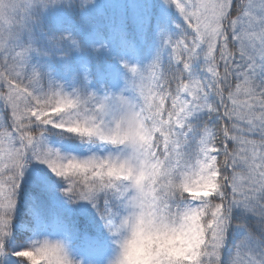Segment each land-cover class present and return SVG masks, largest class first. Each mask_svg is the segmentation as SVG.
Masks as SVG:
<instances>
[{
    "label": "snow or ice",
    "instance_id": "1",
    "mask_svg": "<svg viewBox=\"0 0 264 264\" xmlns=\"http://www.w3.org/2000/svg\"><path fill=\"white\" fill-rule=\"evenodd\" d=\"M60 2L0 0V264H74L59 241L25 243L38 194L61 191L114 236L131 209L193 220L181 264H264V0H169L181 35L124 65L132 97L29 70V11Z\"/></svg>",
    "mask_w": 264,
    "mask_h": 264
},
{
    "label": "trees",
    "instance_id": "2",
    "mask_svg": "<svg viewBox=\"0 0 264 264\" xmlns=\"http://www.w3.org/2000/svg\"><path fill=\"white\" fill-rule=\"evenodd\" d=\"M168 0H152L150 24L140 38L129 16L121 27L117 10L111 4L94 0H61L47 8L34 5L28 14L27 27L20 43L31 46L29 70L35 69L53 86L67 92L87 90L83 68L90 72L91 86L101 90V80H117L121 58L146 59L154 48V26L162 16ZM172 15L174 14L171 11ZM124 28V30H123ZM116 46L113 56L95 43L98 35ZM166 47L161 51L164 52ZM118 63V65H117ZM34 209L35 227L25 237V243L36 239H52L55 229L64 230L81 249L87 243L100 244L95 226L83 211L74 210L67 216L56 212V205L43 194H38Z\"/></svg>",
    "mask_w": 264,
    "mask_h": 264
},
{
    "label": "rangeland",
    "instance_id": "3",
    "mask_svg": "<svg viewBox=\"0 0 264 264\" xmlns=\"http://www.w3.org/2000/svg\"><path fill=\"white\" fill-rule=\"evenodd\" d=\"M97 3H109L111 9L117 10L118 18L121 27L124 26V19L129 16L136 29L137 34L140 38L144 37L146 33V26L150 24V10L152 0H94ZM165 8L162 16L158 19L154 26V48L146 59L124 57L121 58L118 66V77L111 84L105 83L101 80V90L96 91V88L91 86L90 72L86 67L83 68V78L87 84V92H95L99 96H116L124 94L125 96L132 97L131 91H126L128 88V82L133 80V74L124 65L127 64L130 67L135 66L143 71L149 64H151L161 51L166 47L165 40L170 37L177 39L181 35L178 25H183V19L176 9L175 5L170 3L169 0L165 4ZM173 11V15L171 13ZM124 30V28H123ZM98 35V34H97ZM98 47L108 55L113 56L114 61H119L116 55V46L110 42H106L105 39L98 35L95 42ZM118 65V63H117ZM56 206V212L60 215L67 216L72 215L74 210L83 211L95 226L96 234L100 244L87 243L84 248H80L75 242L69 237L68 233L64 230L55 229L52 234V241H59L65 246L70 258L74 261V264H110L111 259L116 251V237L110 233L106 227L105 221L98 214L97 210L94 209L90 204L79 203L75 204L70 202L61 191L57 196V200L54 203ZM243 258V257H242Z\"/></svg>",
    "mask_w": 264,
    "mask_h": 264
},
{
    "label": "clouds",
    "instance_id": "4",
    "mask_svg": "<svg viewBox=\"0 0 264 264\" xmlns=\"http://www.w3.org/2000/svg\"><path fill=\"white\" fill-rule=\"evenodd\" d=\"M194 235L193 220L149 208L131 209L117 226L116 251L110 264H181Z\"/></svg>",
    "mask_w": 264,
    "mask_h": 264
}]
</instances>
